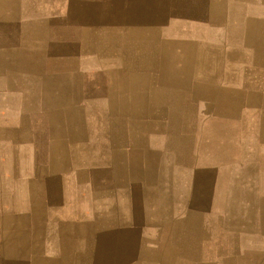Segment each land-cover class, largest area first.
<instances>
[{"label":"crops","instance_id":"obj_1","mask_svg":"<svg viewBox=\"0 0 264 264\" xmlns=\"http://www.w3.org/2000/svg\"><path fill=\"white\" fill-rule=\"evenodd\" d=\"M203 188L264 264V0H0V264H134Z\"/></svg>","mask_w":264,"mask_h":264},{"label":"rangeland","instance_id":"obj_2","mask_svg":"<svg viewBox=\"0 0 264 264\" xmlns=\"http://www.w3.org/2000/svg\"><path fill=\"white\" fill-rule=\"evenodd\" d=\"M170 140L168 139V142ZM136 159H141L142 156H136ZM159 162H162V157H159ZM165 161L172 162L173 156L167 154L165 156ZM139 188L138 196L134 197V204L138 208L145 207L143 201V192ZM204 193L199 196L194 195V197H188L186 195H182L181 198L177 199V204L174 203V199H168V211L177 209L176 212H181L182 218L181 220H177L176 222H181L184 227L179 230L186 231L188 228L185 227V224H189L192 221L196 223L198 230V235L191 234H182L175 235L173 233L174 228L172 224L175 222L174 219L168 220L167 224V248H160L159 244H152V249L150 251H139L135 250L129 253V262L133 260L134 264H243L244 262L255 263L258 262V252H245L239 250H224L222 249L223 243L222 237L223 235L217 233V227L211 228L209 227L213 222H216L214 218H206L202 217V214H206L207 210V199H206V188H203ZM201 193V192H200ZM133 198V197H132ZM152 206L151 208L158 209L159 207V198L158 196L152 197ZM178 200H181L178 202ZM132 201V200H131ZM171 201V202H170ZM169 204H171L169 208ZM196 207L199 210L198 218L192 220L194 217L195 211L191 210V207ZM110 206L104 208V213L110 212ZM191 216V217H190ZM156 224H158L159 219L154 218ZM99 226L106 230V228H110L112 225L111 216L109 213L103 216V219L100 218ZM171 225V226H169ZM189 227V225H188ZM107 229V230H108ZM190 229V228H189ZM188 229V230H189ZM194 230V228H193ZM190 231V230H189ZM158 238V235H155ZM156 238V239H157ZM195 238H197L195 242ZM133 257V259L131 258Z\"/></svg>","mask_w":264,"mask_h":264}]
</instances>
